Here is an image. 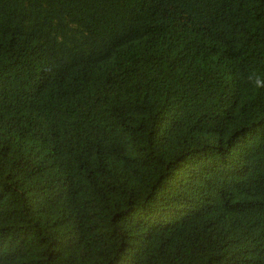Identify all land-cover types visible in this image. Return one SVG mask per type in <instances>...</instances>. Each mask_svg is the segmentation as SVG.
I'll return each instance as SVG.
<instances>
[{"label":"trees","instance_id":"trees-1","mask_svg":"<svg viewBox=\"0 0 264 264\" xmlns=\"http://www.w3.org/2000/svg\"><path fill=\"white\" fill-rule=\"evenodd\" d=\"M0 264H264V0H0Z\"/></svg>","mask_w":264,"mask_h":264},{"label":"clouds","instance_id":"clouds-1","mask_svg":"<svg viewBox=\"0 0 264 264\" xmlns=\"http://www.w3.org/2000/svg\"><path fill=\"white\" fill-rule=\"evenodd\" d=\"M258 83H259V81H258ZM243 140H245V137H243ZM230 152L233 153L234 155L238 156V158H237V160L235 161V164H234L236 166H239V164L241 163V161L244 158H249V154L242 152L237 147H233L232 149H230Z\"/></svg>","mask_w":264,"mask_h":264}]
</instances>
